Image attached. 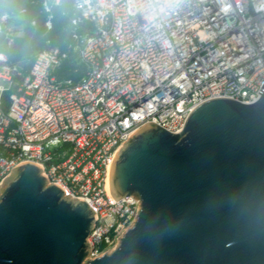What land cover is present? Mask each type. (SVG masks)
<instances>
[{
    "label": "built area",
    "instance_id": "1",
    "mask_svg": "<svg viewBox=\"0 0 264 264\" xmlns=\"http://www.w3.org/2000/svg\"><path fill=\"white\" fill-rule=\"evenodd\" d=\"M39 2L47 33L60 0ZM36 3L0 12V188L30 163L85 202L92 260L136 219L139 202L108 189L112 158L135 131L152 122L178 134L204 102L258 100L264 0H74L65 49L47 48L23 68L11 50ZM26 23L35 27L36 16Z\"/></svg>",
    "mask_w": 264,
    "mask_h": 264
},
{
    "label": "water",
    "instance_id": "2",
    "mask_svg": "<svg viewBox=\"0 0 264 264\" xmlns=\"http://www.w3.org/2000/svg\"><path fill=\"white\" fill-rule=\"evenodd\" d=\"M258 100L202 103L172 134L146 122L116 151L115 200L139 202L89 260L93 213L25 163L0 188V264H264V84Z\"/></svg>",
    "mask_w": 264,
    "mask_h": 264
},
{
    "label": "rangeland",
    "instance_id": "3",
    "mask_svg": "<svg viewBox=\"0 0 264 264\" xmlns=\"http://www.w3.org/2000/svg\"><path fill=\"white\" fill-rule=\"evenodd\" d=\"M65 0H60V3L58 6H54L52 8V14H53V29L47 33L41 32L40 38H35L32 40L24 39V35L26 33V26L28 25L26 23V19L30 16H36L37 24L38 20H40L43 15L40 13V10L36 6V10L30 11V14L25 17V20H22L21 24L24 28L23 31V37H19L14 42V51L11 52V59L14 63L19 64L23 68H26L29 66L30 62L32 61L33 57L50 47H59L60 49L64 50L65 44L71 39L70 37V28L68 27L67 30L65 28V22L59 18L58 16V8L60 9L65 8V5L68 3L65 2ZM40 4V2H39ZM36 5H38L36 3ZM41 16V17H40ZM29 26V25H28ZM68 38V39H67ZM37 39V40H36Z\"/></svg>",
    "mask_w": 264,
    "mask_h": 264
},
{
    "label": "trees",
    "instance_id": "4",
    "mask_svg": "<svg viewBox=\"0 0 264 264\" xmlns=\"http://www.w3.org/2000/svg\"><path fill=\"white\" fill-rule=\"evenodd\" d=\"M38 5L34 6V9L36 10V6H38L37 8L39 9V1L40 0H36ZM24 0H0V12L2 11H11V10H15L17 8H19L22 4H23ZM67 2L68 4L65 5V8H58V16H60L59 18H61L64 22H65V28L67 30V28H70L69 25V21L71 18V14H72V3L74 2V0H65L64 3ZM33 8L29 9V14L30 11L34 10ZM28 14V15H29ZM41 17V16H40ZM42 21H43V17L38 20V24L35 27H31V26H26V33L24 35V39H28V40H32L35 38L37 39H41L40 38V34L41 32H43L42 30ZM36 39V40H37ZM68 39V38H67ZM14 51V46L11 50V52ZM72 64V61H68V66Z\"/></svg>",
    "mask_w": 264,
    "mask_h": 264
},
{
    "label": "bare ground",
    "instance_id": "5",
    "mask_svg": "<svg viewBox=\"0 0 264 264\" xmlns=\"http://www.w3.org/2000/svg\"><path fill=\"white\" fill-rule=\"evenodd\" d=\"M108 189H109V187H108Z\"/></svg>",
    "mask_w": 264,
    "mask_h": 264
}]
</instances>
